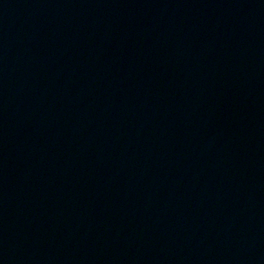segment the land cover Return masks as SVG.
Here are the masks:
<instances>
[{"label": "water", "instance_id": "95a60500", "mask_svg": "<svg viewBox=\"0 0 264 264\" xmlns=\"http://www.w3.org/2000/svg\"><path fill=\"white\" fill-rule=\"evenodd\" d=\"M0 264H264V0H0Z\"/></svg>", "mask_w": 264, "mask_h": 264}]
</instances>
